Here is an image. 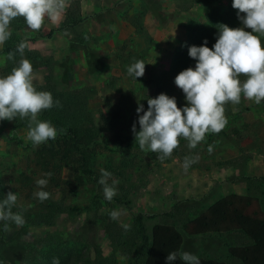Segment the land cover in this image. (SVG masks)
Listing matches in <instances>:
<instances>
[{"label":"rangeland","instance_id":"374dc122","mask_svg":"<svg viewBox=\"0 0 264 264\" xmlns=\"http://www.w3.org/2000/svg\"><path fill=\"white\" fill-rule=\"evenodd\" d=\"M122 9L124 11L125 8ZM102 17L112 20L108 14ZM116 28L118 36H123L124 27L119 21ZM87 29H90L89 23L73 30V50L66 66L54 63L53 58L50 63L60 90H78L84 86L98 88V95L91 99L90 108L101 124V112L110 116L108 107L116 115L120 114L122 103L137 100L136 96L145 84L148 72L162 56V49L160 44L149 42L148 50L139 54L133 51V44L120 41L117 46L120 64L108 66V61L112 60L106 48L109 35L94 36ZM149 32L147 29L140 35L149 36ZM31 33L36 31L26 28L22 32L23 35ZM88 54L93 65L89 71L84 67ZM136 60L149 63L145 74L137 81L127 73L128 66ZM4 62V57L0 55V65H4ZM94 69H101L103 73H94ZM149 93L153 94V90ZM13 126L12 121L6 124L0 121V177L7 186L6 195L10 191L18 194L15 206L30 211L40 204L34 196L36 191L41 190L36 180L46 177L36 163V155L46 143L34 146L27 139L28 128L14 134ZM227 130L228 126H225L216 133L211 152L203 141L196 148L188 147L186 143L189 142L185 138H180V146L163 160L156 152L128 148L130 153L137 155L133 166L121 153L113 151L115 146L109 137V147L113 150H101L94 164L99 171L106 167L111 169L112 178L119 181L117 195L111 202L104 198L102 186L99 187L93 179L76 175L73 162L60 161V169L47 178L49 182L42 190L48 191L50 198L62 205L64 213L51 227L36 223L26 227L12 225L5 234L2 251L5 264H26L25 247L41 244L48 233H60L67 243L85 245L92 259L98 257L95 249L100 247L105 258L101 264H145L152 229L157 224H173L183 232L184 223L206 211L219 198L232 193L254 195L260 198L264 208V142L256 138L257 152L234 156L229 149H238V146L226 134ZM185 158L195 161L187 170L182 162ZM28 179H33L30 186L25 184ZM123 191L128 194L126 201L129 204L117 201ZM114 209L126 210V215L114 222L120 226L130 225L123 238L117 241L112 240L104 229L112 220L109 213ZM137 216L142 217V225L136 224L134 217ZM183 234L185 241L182 252L226 264H242L231 256V247L252 244V240L241 232L197 237Z\"/></svg>","mask_w":264,"mask_h":264},{"label":"trees","instance_id":"16d2710c","mask_svg":"<svg viewBox=\"0 0 264 264\" xmlns=\"http://www.w3.org/2000/svg\"><path fill=\"white\" fill-rule=\"evenodd\" d=\"M237 11L232 7V0L228 7H219L213 3L206 6V22L192 20L186 27L187 42L177 47L171 67L168 71H164L158 75L152 70L148 72L146 82L139 89L137 100L134 103H122L120 114L114 113L108 107L107 116L101 112L102 123L99 124L97 114L90 108V101L96 95L98 90L94 86L80 87L78 90H60L54 80V72L51 66L52 58L45 60L38 52L25 50V57L31 61L33 68L46 64L49 67V74L43 85H35L38 90L48 91L59 100L60 106L44 110L38 115L40 120L51 121L58 129V136L55 140H49L36 155V163L45 173L51 172L52 176L55 171L60 169V161L69 160L75 164L76 175H85L93 179L99 187L98 183L101 171L95 168L94 162L101 150H111L108 139L111 138L112 144L115 146L113 151L122 154L127 163L133 166L137 155L130 153L127 149L134 147L137 151L139 145L135 142V136L132 132V126L135 123L136 129L139 131L137 107L143 104L147 110V99L156 98L159 94H167L169 97H176L177 106L185 105L184 95L179 96L175 93V77L183 70L193 67L195 60L189 57V46H201L207 40V46L212 48L216 42L218 35V25L225 24L230 28L243 27L237 18ZM76 10L69 11L67 21L59 27L57 31L73 34V30L77 24L84 22ZM27 28L23 18H17L12 21L10 30L11 38L4 44L3 54L6 56L4 65H0V76L7 75L17 66L21 59L17 52L14 60H8L7 54L14 52L17 45L21 41H35L39 38L50 39L56 31L46 35L40 31L23 35L22 32ZM143 33L142 27H137ZM250 31V30H249ZM71 44V53H72ZM89 54L86 59L89 67L93 66L90 61ZM244 77H241L243 79ZM153 90V94L149 93ZM228 102L224 105L225 112L229 113ZM142 114V113H141ZM6 124L10 121H1ZM14 126L12 132L17 134L21 130L28 128V118H19L12 121ZM216 133H207L206 140L203 141L206 146H214V137ZM187 140V139H186ZM188 141V140H187ZM186 141V142H187ZM188 144L189 147V143ZM180 146V145H178ZM100 149V150H99ZM111 150V151H112ZM185 159H182L184 163ZM92 165V166H91ZM233 166V165H232ZM105 170L112 173L109 168ZM54 180V179H53ZM54 182H57L56 180ZM110 182V181H109ZM33 179H28L25 184L30 186ZM7 186L0 177V198L6 196ZM127 192L123 191L122 197L117 201L122 204H129L126 199ZM40 201V200H38ZM14 212H19L24 216L25 224L23 227L31 223L43 226H55L57 219L64 213V208L57 201L51 198L41 202L36 208L19 209L13 207ZM136 224L142 225V217H134ZM14 225L11 224L10 227ZM110 238L117 241L123 238L126 230L120 225L110 220L104 227ZM183 232L189 237L206 236L209 234H228L233 232H241L252 240V244L245 246H234L229 249L231 256L242 264H264V208L260 198L254 195H242L232 193L219 198L206 211L199 216L187 221L182 225ZM173 224H157L152 229L150 244L147 249L145 264H166V257L170 252H182L184 245V234ZM5 234L0 230V261L5 264L3 257V249L5 242ZM82 248H85L82 249ZM99 255L92 259L89 255V249L84 245L67 243L64 241V235L60 233H48L41 244L30 245L25 247L26 264H51L54 257L60 259V264H101L105 258L102 257L100 247L95 249ZM201 264H226L225 262L199 258ZM174 264H184L179 258Z\"/></svg>","mask_w":264,"mask_h":264},{"label":"clouds","instance_id":"9594fccd","mask_svg":"<svg viewBox=\"0 0 264 264\" xmlns=\"http://www.w3.org/2000/svg\"><path fill=\"white\" fill-rule=\"evenodd\" d=\"M67 7L68 0H0V47L11 38L10 26L15 19L22 17L29 30L38 32L47 23L60 21ZM232 7L238 10L237 18L243 27L220 24L212 48L207 46V40L201 46L188 47L195 66L181 71L174 79L184 94L185 105L178 107L176 97L163 93L147 99V110L143 104L138 105L139 131L134 123L132 132L142 151L156 152L163 160L178 147L180 138L187 139L190 148H196L207 133H219L228 124L226 103L239 104L242 97L256 104L264 101V0H232ZM27 48L28 43L21 41L14 52L7 54L8 60H14L18 52L21 59L9 74L0 76V121L27 117V139L38 146L55 140L58 129L51 121L37 117L44 110L59 107L60 102L54 100L51 92L35 86L38 76L31 61L24 58ZM146 65L143 60H136L128 66L127 73L137 81L145 74ZM194 162L185 158L184 169ZM100 171L98 183L104 198L111 202L117 195L119 181L112 178L111 172ZM43 175L46 178L36 180L41 190L34 193L41 202L51 195L42 189L52 173ZM17 200L18 194L11 191L0 198V228L4 232L10 230L11 224L23 226L26 222L21 213L13 211ZM122 215H126V210L114 209L109 213L113 221ZM121 226L125 230L130 228L128 224ZM178 256L184 264H201L197 255L187 251L170 252L166 264H174ZM51 264H60V259L54 257Z\"/></svg>","mask_w":264,"mask_h":264},{"label":"crops","instance_id":"0c3cea01","mask_svg":"<svg viewBox=\"0 0 264 264\" xmlns=\"http://www.w3.org/2000/svg\"><path fill=\"white\" fill-rule=\"evenodd\" d=\"M230 2L231 0H68V7L62 19L56 23L49 22L40 30L46 35L56 31L53 37L29 41L28 49L38 52L45 60L53 58L54 63L66 66L71 58L73 34L57 30L66 23L68 12L76 10L82 18L86 19L77 24L78 29L83 28L85 23H89L90 29L87 30L92 35L99 37L109 35L106 48L112 60L108 61V66L120 64L117 60V46L120 41L133 44V51L139 54L148 50L149 42L160 44L162 56L152 68V72L158 75L170 69L177 47L186 44L187 25L192 20L206 22L207 4L228 7ZM122 7L125 8L124 11ZM105 14L111 15L112 20L104 19L102 16ZM118 21L124 27L123 36H118L116 28ZM137 27H142L143 31L148 29L150 35L141 36ZM3 48L4 45L0 47V55L6 61V56L2 53ZM147 64L149 66V63ZM84 67L90 70L86 60ZM34 71L38 76L34 84L43 85L49 74V67L43 63L35 67ZM99 72L103 73L101 69H94V73ZM175 93L179 96L184 95L176 85ZM229 110V113L225 112L228 119L226 134L238 146V149H229V153L239 156L257 152L255 139L258 138L264 142V101L256 104L242 97L239 104L230 103ZM254 133H256L255 137Z\"/></svg>","mask_w":264,"mask_h":264}]
</instances>
